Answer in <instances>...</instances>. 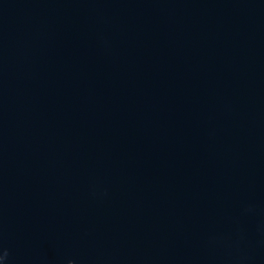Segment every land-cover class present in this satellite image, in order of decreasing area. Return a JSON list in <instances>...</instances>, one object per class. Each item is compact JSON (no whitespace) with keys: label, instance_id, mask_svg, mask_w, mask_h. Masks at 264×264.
<instances>
[{"label":"water","instance_id":"water-1","mask_svg":"<svg viewBox=\"0 0 264 264\" xmlns=\"http://www.w3.org/2000/svg\"><path fill=\"white\" fill-rule=\"evenodd\" d=\"M0 264H264V0H0Z\"/></svg>","mask_w":264,"mask_h":264}]
</instances>
